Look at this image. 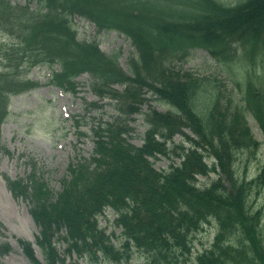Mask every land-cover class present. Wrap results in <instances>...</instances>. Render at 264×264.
Instances as JSON below:
<instances>
[{
  "label": "trees",
  "instance_id": "1",
  "mask_svg": "<svg viewBox=\"0 0 264 264\" xmlns=\"http://www.w3.org/2000/svg\"><path fill=\"white\" fill-rule=\"evenodd\" d=\"M37 2L33 10L0 0V128L11 99L40 86L28 79L39 65L59 66L48 84L73 93L76 79L89 74L92 92L114 109L92 129L91 157L68 165L60 190L30 158L26 177L6 178L14 198L28 205L45 264H77L69 262L73 256L90 264L134 256L141 264H264L262 143L249 124L252 116L264 135V0ZM75 15L92 21L98 34L130 39L127 70L121 52L106 54L96 40L78 39ZM196 50L212 56L225 81L184 68ZM156 101L167 110L152 108ZM135 115L147 126L141 146L129 140ZM177 135L182 143H174ZM160 156L181 163L159 171L151 159ZM211 173L220 177L200 187L198 177ZM108 210L118 238L100 226ZM211 229L214 239L195 255L194 244L204 245L199 235ZM19 244L30 264H42L29 241ZM11 251L0 245L1 255Z\"/></svg>",
  "mask_w": 264,
  "mask_h": 264
},
{
  "label": "rangeland",
  "instance_id": "2",
  "mask_svg": "<svg viewBox=\"0 0 264 264\" xmlns=\"http://www.w3.org/2000/svg\"><path fill=\"white\" fill-rule=\"evenodd\" d=\"M72 23L80 41L96 40L106 54L121 52L119 61L124 69H127L129 57L134 50L129 38L115 31H103L98 34L96 26L85 17L74 16ZM2 38L0 34V39ZM184 68L206 76L213 75L218 80L225 81L222 80L225 76L215 66L212 56L204 50L194 51ZM59 70V66L52 68L46 65L31 69L28 79L39 82L40 86L11 99L10 115L0 128V245L8 243L13 248L8 255L0 254V264H30L19 247V241H29L30 236L36 237L38 234V228L28 212L27 203L22 199L14 198L7 188L5 177L13 179L25 177L29 170L23 161L25 158H30L42 168L50 188L55 191L60 190L59 180L65 175L68 165L81 157H91L95 148L92 129L114 114L111 101L109 99L101 101L91 91L89 74L76 79L78 89L75 93L48 84L52 73ZM96 102L103 108L98 110L88 108L89 104ZM152 108L161 112L167 110V106L160 101L152 102ZM142 110L147 112L149 105H144ZM249 124L255 138L262 143L258 157L264 163V135L252 116L249 117ZM130 126L135 130L129 140L137 146L143 145L147 126L142 115H135ZM185 132L194 137L190 130ZM183 140V136L177 135L174 143H182ZM151 160L159 171H168L171 165L181 163V160L175 157L160 156ZM206 162L211 165L215 160L207 159ZM258 167L259 163L255 162L250 173L256 174ZM219 177L220 175L215 173L207 177L199 176L198 185L207 186ZM260 206L264 207V197ZM115 217V213L108 210L99 218V222L107 233H114L118 238L121 229L115 227ZM214 235L215 230L212 229L200 234L199 240L204 245L195 243L194 254L203 252L214 239ZM117 238H114L116 245L119 244ZM38 252V258L43 261L42 255ZM69 262L90 264L87 260L78 259L76 256L69 259ZM142 262L143 260L134 256L130 263L124 264Z\"/></svg>",
  "mask_w": 264,
  "mask_h": 264
},
{
  "label": "bare ground",
  "instance_id": "3",
  "mask_svg": "<svg viewBox=\"0 0 264 264\" xmlns=\"http://www.w3.org/2000/svg\"><path fill=\"white\" fill-rule=\"evenodd\" d=\"M29 240L36 246V243H35V236H30L29 237Z\"/></svg>",
  "mask_w": 264,
  "mask_h": 264
}]
</instances>
